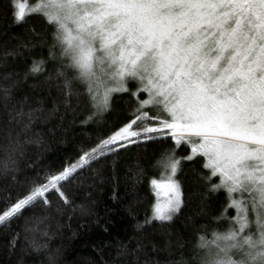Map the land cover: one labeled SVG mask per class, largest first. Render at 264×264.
<instances>
[{
  "label": "snow or ice",
  "instance_id": "6c2138e0",
  "mask_svg": "<svg viewBox=\"0 0 264 264\" xmlns=\"http://www.w3.org/2000/svg\"><path fill=\"white\" fill-rule=\"evenodd\" d=\"M7 3L16 24L36 16L50 29H32L20 46L47 45V59H33L25 79L40 74L49 61L53 74L46 77L44 95L21 100L11 87L0 85V226L7 228L31 211L35 226L24 231L35 233L49 219L36 209L57 216L68 208L75 211L67 189L99 176L109 157L171 141L158 161L166 175L150 181L156 201L138 230L154 222L172 225L184 214L192 197H186L178 174L190 166L191 182L208 195L223 192L226 202L212 217L217 227L210 233H199L193 224L196 242L188 258L182 254L171 264H264V0ZM20 54L6 52L5 59ZM125 95L128 109L106 135L94 142L88 137L59 167H45L37 158L30 165L34 177L21 182L28 146H43L38 125L57 119L64 130L69 114L77 113L73 99L77 107L83 100L92 109L83 123L103 119ZM200 202L207 206V198ZM164 231L168 256L183 253V239L177 238L173 248L170 229ZM20 240L21 232L13 231V253ZM28 243L36 252L47 248L35 239ZM149 249L161 250L145 238L134 249L122 245L119 255L132 257L126 264H140Z\"/></svg>",
  "mask_w": 264,
  "mask_h": 264
},
{
  "label": "trees",
  "instance_id": "16d2710c",
  "mask_svg": "<svg viewBox=\"0 0 264 264\" xmlns=\"http://www.w3.org/2000/svg\"><path fill=\"white\" fill-rule=\"evenodd\" d=\"M32 29L39 32L50 31L36 16L30 17L22 24H16L7 0H0V85L11 87L12 95L18 100L44 95L42 87L46 77L53 74L52 62L49 61L40 74H29L25 79L32 60L41 56L47 59L48 56L46 44L44 48L36 47L30 50L20 47L31 38ZM6 52L21 54L5 59ZM5 74L10 76L7 81L4 80ZM127 101L126 95L124 99H117L111 113H105L103 119L98 118L85 124L83 121L87 120L92 109L85 106L83 100L77 107L73 99V107L77 108V113L75 117L69 114L64 130H61L57 119H53L47 126L38 125L36 131L44 135L43 146H28L27 157L21 162V172L18 174L21 182L34 177L35 173L30 165L37 158H43L45 167H59L67 158L77 154L80 143L87 142L88 137L94 142L97 137L106 135L112 126L120 122L119 117L127 111ZM73 120L74 123H69ZM2 143L4 142L0 141V144ZM170 143L171 141L163 145L151 144L147 146V150L144 147H132L128 151L122 150L118 155L109 157L104 162L99 176L87 172L86 175L95 176V179H89L83 186L74 184L67 189L74 201L75 211L68 208L57 216L36 209L37 215H49V219L40 224L39 231L35 233L24 231L25 226H35L31 211L25 212L24 218L7 228L0 226V264H113L114 261L115 264H126L132 257L119 255L121 246L130 244L134 249L137 241L145 238L154 239L161 250L153 253L149 249V256H141L140 264H145L146 259H150L153 264L156 261L160 264H171L182 254L188 258L187 250L196 242V234L192 231L193 224L199 233H210L217 227L212 222V217L226 201L223 192L208 195L204 188L194 185L191 182L193 174L190 166H186V174H178L184 181L186 197H192V202L184 209V214L172 225L162 226L154 222L153 225L138 230V225H143L146 216L151 215L153 192L150 180L162 177L158 161L163 149ZM185 153V149L179 152L180 155ZM197 168H200L199 164ZM3 195L4 193H0V196ZM205 198L207 206L200 202ZM165 227L172 233L173 248L177 238L183 239V253L176 251L171 257L168 256V251L164 248L168 239ZM13 231L21 232L20 246L15 253L9 247ZM44 232H47L46 236L43 235ZM25 236L27 240L24 239ZM32 239L38 244H46L47 248L36 252L28 243Z\"/></svg>",
  "mask_w": 264,
  "mask_h": 264
},
{
  "label": "rangeland",
  "instance_id": "374dc122",
  "mask_svg": "<svg viewBox=\"0 0 264 264\" xmlns=\"http://www.w3.org/2000/svg\"><path fill=\"white\" fill-rule=\"evenodd\" d=\"M30 2H34V0H31ZM159 171H160V173L162 174V176L166 175V173H165L163 167L160 166V165H159ZM154 178L157 179V180L161 179V177H160V178L154 177ZM152 179H153V178H152ZM152 179H151V180H152ZM151 180H150V181H151ZM150 187H151V184H150ZM151 190H152V192H153V201H152V203H151V208H152V205H153V204L155 203V201H156V196H155V194H154V191H153L152 187H151ZM161 197H163V192H161Z\"/></svg>",
  "mask_w": 264,
  "mask_h": 264
}]
</instances>
